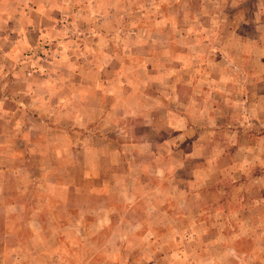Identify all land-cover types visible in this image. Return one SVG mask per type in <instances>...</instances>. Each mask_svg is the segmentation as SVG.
<instances>
[{
	"label": "rangeland",
	"instance_id": "obj_1",
	"mask_svg": "<svg viewBox=\"0 0 264 264\" xmlns=\"http://www.w3.org/2000/svg\"><path fill=\"white\" fill-rule=\"evenodd\" d=\"M208 32L256 119L201 121ZM262 69L264 0H0V264H264Z\"/></svg>",
	"mask_w": 264,
	"mask_h": 264
},
{
	"label": "crops",
	"instance_id": "obj_2",
	"mask_svg": "<svg viewBox=\"0 0 264 264\" xmlns=\"http://www.w3.org/2000/svg\"><path fill=\"white\" fill-rule=\"evenodd\" d=\"M251 36L254 35L251 34ZM249 37L250 34H244V36H240L235 33H229L227 35L222 34V36L220 34L216 35L212 32L205 33L204 35L201 34V57L204 55L203 62L205 60V67H209L207 70L204 69L202 71L203 74H201V107H206L205 110H209V112L206 111L205 113H202L203 109H201L202 122L207 121L214 124L218 123L219 120L223 122H232L239 121V118L247 120L248 116L252 117L251 120L256 119V117L254 118L253 116L254 114L257 115V111H254V109L253 111H250V109H248L249 106L254 105V102L251 103L250 95L248 94V91L251 90V87L248 84L249 80L247 78V71H245V69H243V67L239 64L237 56L242 59L245 57L246 59L244 62H247L246 64H249V62H256L259 63V66L261 65L260 61H255V58L252 54L253 50H248L249 46L246 45H249V43L245 46H239L237 44L234 51H232V49H227V47L225 48V46L219 45L218 47V45H216V43H219L223 40L229 42L234 41L237 43L240 42V40L252 41L253 37ZM210 42L212 43L210 44ZM227 51L229 52L227 53L229 56L224 58L222 53ZM228 57H234V60L231 61L228 59ZM220 58H223L221 63L223 66L225 65L226 69L228 68L229 71L227 72L224 70V73H217L215 72V69L213 72H211L210 69L212 67L215 68L214 66L219 64L217 61H220ZM262 73L264 74V71H262ZM262 78H264V76L261 78L259 77V82ZM261 104L262 106L264 105L263 102ZM236 106L238 109L240 106L242 109H244L243 113L241 112L243 116L235 112ZM229 109L231 110V113H228ZM221 113H223V115H220ZM260 120L258 121L264 122V119L261 121Z\"/></svg>",
	"mask_w": 264,
	"mask_h": 264
}]
</instances>
